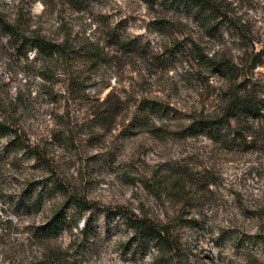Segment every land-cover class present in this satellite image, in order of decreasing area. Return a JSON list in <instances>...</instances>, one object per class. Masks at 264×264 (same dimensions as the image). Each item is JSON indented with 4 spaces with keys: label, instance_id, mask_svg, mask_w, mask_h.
Listing matches in <instances>:
<instances>
[{
    "label": "rangeland",
    "instance_id": "1",
    "mask_svg": "<svg viewBox=\"0 0 264 264\" xmlns=\"http://www.w3.org/2000/svg\"><path fill=\"white\" fill-rule=\"evenodd\" d=\"M221 2L206 18L185 0H0L9 20L74 50L33 58L0 35V122L44 156L0 132V264H264V109L216 134L184 131L221 116L238 84L264 98V0ZM95 46L106 59L93 65ZM144 99L167 110L134 127ZM40 191V208L18 204ZM62 206L72 227L40 237ZM120 207L165 228L174 249L137 245Z\"/></svg>",
    "mask_w": 264,
    "mask_h": 264
},
{
    "label": "trees",
    "instance_id": "2",
    "mask_svg": "<svg viewBox=\"0 0 264 264\" xmlns=\"http://www.w3.org/2000/svg\"><path fill=\"white\" fill-rule=\"evenodd\" d=\"M221 1L222 0H185V4L188 12L194 14L195 17L205 15L206 18H211L222 12L225 4ZM0 35L7 36L11 45L20 50L26 56L29 52L35 51L33 58L38 55L49 56L53 54L68 56L74 51L66 42L48 39L34 30H28L24 22H14L9 20L1 12ZM85 55L86 60L91 61L92 64H98L106 59L105 52L98 46L91 49L87 48L85 50ZM198 56L199 58L204 57L203 54L200 53ZM209 60L210 62L207 63V65L212 69L223 72L224 75H226L227 71L231 70L224 59L219 60L212 55ZM262 91L263 90L256 82H246L244 84L236 85L226 97L221 116L217 118H197L191 120L184 128L185 135L195 136L203 133L209 135L216 134L221 131V125L226 123L230 124L233 120H245L250 117H258L259 115H262L264 109ZM166 110V106H163L158 101L144 99L137 106L133 126H146L147 124L145 122L146 120H144V116H151L152 114L162 113ZM106 111L107 117L115 116L118 113L117 109L115 110L113 107L110 109L107 108V110L100 115V118H106ZM0 132L5 135L11 134L14 136L10 139L11 149H27L37 159H43L44 156L41 151L29 144L27 135L24 131H20L9 123L0 122ZM43 195V191H40L39 193L33 192L32 195H29L31 200H35L33 203L30 204L29 201H24L22 199L18 204L21 205V207L30 208L35 205L37 206L38 204L37 207L40 208L43 204V197L45 196ZM68 203L74 204L79 207V209L83 210H88L93 207L86 200L72 196L66 201V204ZM115 213L126 219L128 226L133 229L134 242L140 247L147 248L149 244H154L159 249L167 252L174 249L171 245L169 234L166 229L160 225H156L149 218L145 216L131 215L122 207L116 210ZM72 222L73 217L67 212L65 206H62L55 212L54 216L46 225L39 227L37 233L42 238L56 236L62 233L63 230L71 228ZM89 225L90 224L87 223V226L83 227L81 232L87 233Z\"/></svg>",
    "mask_w": 264,
    "mask_h": 264
}]
</instances>
